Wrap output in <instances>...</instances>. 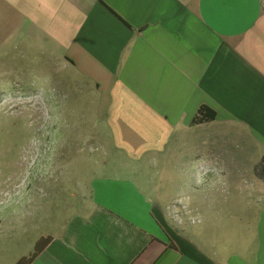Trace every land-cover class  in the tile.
Instances as JSON below:
<instances>
[{
	"label": "crops",
	"instance_id": "crops-1",
	"mask_svg": "<svg viewBox=\"0 0 264 264\" xmlns=\"http://www.w3.org/2000/svg\"><path fill=\"white\" fill-rule=\"evenodd\" d=\"M7 50L76 69L100 96L93 138L139 161L97 165L31 264H264V208L241 187L264 161V0H0ZM202 105L216 119L191 125ZM185 169L239 188L255 245L173 234Z\"/></svg>",
	"mask_w": 264,
	"mask_h": 264
},
{
	"label": "rangeland",
	"instance_id": "rangeland-1",
	"mask_svg": "<svg viewBox=\"0 0 264 264\" xmlns=\"http://www.w3.org/2000/svg\"><path fill=\"white\" fill-rule=\"evenodd\" d=\"M5 52L0 58V264H15L33 252L41 236L80 212L76 194L97 165L139 161L108 154L109 140L93 138L91 128L101 123L96 122L100 96L76 69L41 56L9 58L16 51ZM151 158L146 155L142 161ZM208 173L185 169V187L178 186L183 201L167 208L169 228L173 234L198 236L194 241L213 245L217 254L228 253L218 246L221 242L232 248L255 245L246 202L236 201L237 196L244 198L242 192L229 181L224 188L209 190L196 182ZM241 187L264 208V161ZM202 206L207 211H200V217L192 213Z\"/></svg>",
	"mask_w": 264,
	"mask_h": 264
},
{
	"label": "trees",
	"instance_id": "trees-1",
	"mask_svg": "<svg viewBox=\"0 0 264 264\" xmlns=\"http://www.w3.org/2000/svg\"><path fill=\"white\" fill-rule=\"evenodd\" d=\"M215 119H216V112L211 108H209L208 106L202 105L199 108L197 114L192 119L191 125H199V124L211 122ZM49 242H50V237L40 238L35 243L33 252L19 259L16 264H31L34 258L46 248Z\"/></svg>",
	"mask_w": 264,
	"mask_h": 264
}]
</instances>
